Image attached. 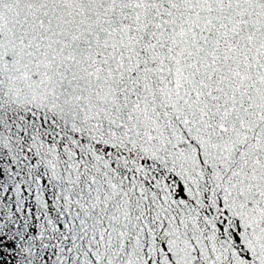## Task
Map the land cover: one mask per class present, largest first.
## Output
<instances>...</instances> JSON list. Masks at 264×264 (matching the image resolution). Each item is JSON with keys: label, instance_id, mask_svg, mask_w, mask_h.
Instances as JSON below:
<instances>
[{"label": "snow or ice", "instance_id": "1", "mask_svg": "<svg viewBox=\"0 0 264 264\" xmlns=\"http://www.w3.org/2000/svg\"><path fill=\"white\" fill-rule=\"evenodd\" d=\"M0 264H264V0H0Z\"/></svg>", "mask_w": 264, "mask_h": 264}]
</instances>
